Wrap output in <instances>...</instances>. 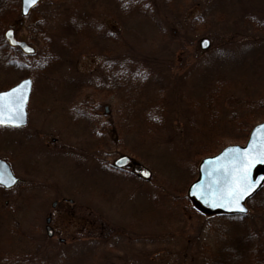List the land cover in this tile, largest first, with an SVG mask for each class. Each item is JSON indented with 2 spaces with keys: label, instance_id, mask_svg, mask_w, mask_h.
Here are the masks:
<instances>
[{
  "label": "rangeland",
  "instance_id": "obj_1",
  "mask_svg": "<svg viewBox=\"0 0 264 264\" xmlns=\"http://www.w3.org/2000/svg\"><path fill=\"white\" fill-rule=\"evenodd\" d=\"M76 1L42 0L0 34L14 29L59 56L40 74L14 52L8 66L0 50V91L33 80L27 125L0 126V159L19 178L0 185V264H229L220 250L240 252L239 237L264 233L252 208L264 185L245 220H207L187 192L203 140L215 154L244 145L235 122L254 103L247 129L264 121V0H155L156 17ZM80 11L100 30L74 36L71 51L61 27ZM126 56L150 72L144 89L120 80ZM158 99L164 125L148 120ZM123 156L129 164L115 168Z\"/></svg>",
  "mask_w": 264,
  "mask_h": 264
},
{
  "label": "trees",
  "instance_id": "obj_2",
  "mask_svg": "<svg viewBox=\"0 0 264 264\" xmlns=\"http://www.w3.org/2000/svg\"><path fill=\"white\" fill-rule=\"evenodd\" d=\"M107 1V0H106ZM111 1V0H110ZM109 1V2H110ZM116 2L118 10L123 12L125 15L129 16L133 13H142L146 16H153L156 17L159 12L155 9V0H114ZM82 2V3H79ZM87 3V0H78L75 3V7L79 5H84ZM82 14H80L79 17L77 16H70L67 18L64 22V24L61 27V32L66 37V41H69L70 48L68 47V50H71V45L73 43V37H81L85 39H90L93 37V35L98 34V30L100 28H96V25L93 21L87 18L85 12L80 11ZM23 18L20 15L19 10V0H0V34H3V27H8L10 23H13L18 19ZM112 38V37H111ZM0 50L3 51L4 58L2 60L8 64V66L17 64L16 62L12 61L11 58V52L16 53L18 56H23L28 59H30L34 63V67L36 72L42 74L43 72H46L47 70H51V68L59 62V56L56 55L55 49L51 48V45L46 44L43 48V54L37 50L36 54L33 55H25L19 48H13L11 47L5 36L2 35L0 37ZM72 51V50H71ZM110 52V51H109ZM142 57V56H141ZM144 58V57H142ZM1 63V62H0ZM106 70H102V73L107 74L106 78H109L112 73V67L109 63V59L106 62ZM119 66V72L118 75H120V80H125L128 84L138 85V87L145 88V86L149 82V71L145 69V66L143 65H137V57L135 59H132L129 56H126L123 60H121ZM217 85H219L218 91L221 93L225 89L222 88L221 82H217ZM220 94L215 96L216 99H219ZM154 105V106H153ZM251 108L248 109V113L244 117H239L238 120L235 122L236 129L239 134L243 138L239 139V141L247 140V137L250 134L249 125L253 122V114L252 108L254 109L256 106V103L251 104ZM264 107V104L262 105V108ZM151 112L148 116V120L155 122L156 124L160 123L161 125H164L166 122V115L168 114V108H167V102L163 103V101H160L158 99L154 104L150 106ZM251 115V116H250ZM246 138V139H244ZM206 140H203V143L200 145V147H197L196 155L206 157L208 155H211L212 153L215 154V148L209 147L208 149H203L204 144L206 143ZM205 148V147H204ZM128 177V176H127ZM261 191L258 193L259 202L253 204V213L256 217L262 219V223L258 227H264V198L262 199L260 197ZM255 196V197H256ZM252 198L248 203L250 204L251 201H253L256 198ZM199 212V211H197ZM207 220L211 218H229L233 220H245L247 219V215H212V216H206ZM263 229V228H262ZM261 229L258 230V232H255L253 235H244L242 237L238 238V241H236L240 247V252L237 251V248H234V246H231V248H226L224 250H220L218 252V255L221 253H224L229 255L228 262L229 264H264V233L259 235ZM223 251V252H222ZM244 254V255H243ZM217 255V256H218Z\"/></svg>",
  "mask_w": 264,
  "mask_h": 264
},
{
  "label": "water",
  "instance_id": "obj_3",
  "mask_svg": "<svg viewBox=\"0 0 264 264\" xmlns=\"http://www.w3.org/2000/svg\"><path fill=\"white\" fill-rule=\"evenodd\" d=\"M36 3L27 8L25 12L24 0H21V14L28 16L31 11L40 3ZM8 42L12 46H19L25 53L34 54L35 48L26 41H19L14 38V31L9 30L6 33ZM15 41V43L13 42ZM208 43L205 44L204 42ZM200 45L203 49L210 47L208 39H202ZM25 81L29 82L25 85ZM15 90V91H13ZM32 91V79L26 78L8 90L1 91L0 94V125L21 127L27 123V106ZM264 121L255 125L246 144L229 145L214 156L204 158L199 165L198 178L188 188V197L194 206L205 214H247L249 209L246 205L247 200L257 193L262 187L261 178L264 177ZM128 157H122L116 161V166L126 165ZM248 167V177L250 181L258 182L250 195L241 200V205L246 209L245 212L236 210L228 202V192L230 185L236 178L238 171ZM145 174V173H144ZM150 172H148L149 176ZM0 179L4 184L15 186L19 179L14 176L10 166L0 160ZM6 187V186H5ZM8 187V188H11ZM51 235V229L48 227Z\"/></svg>",
  "mask_w": 264,
  "mask_h": 264
},
{
  "label": "snow or ice",
  "instance_id": "obj_4",
  "mask_svg": "<svg viewBox=\"0 0 264 264\" xmlns=\"http://www.w3.org/2000/svg\"><path fill=\"white\" fill-rule=\"evenodd\" d=\"M24 3L26 5L25 12H27V8L34 5L36 3V0H24ZM15 43V41H13ZM205 44L208 42L205 41ZM25 85L29 82L25 81ZM15 91V90H13ZM2 95V94H0ZM261 157H264V153H261ZM251 164H247L246 167L241 168L238 171V174L232 184L230 185V190L228 192V202L231 204L236 210L240 212H245L246 209L242 207L241 200H243L246 196L250 195V193L254 190V187L257 185L258 182L256 181H250L248 177V167H250ZM145 175H148V173H145ZM261 181L264 182V177L261 178ZM13 180L11 183L5 184L6 187H11V184L14 183ZM0 184H4L3 180L0 179Z\"/></svg>",
  "mask_w": 264,
  "mask_h": 264
},
{
  "label": "flooded vegetation",
  "instance_id": "obj_5",
  "mask_svg": "<svg viewBox=\"0 0 264 264\" xmlns=\"http://www.w3.org/2000/svg\"><path fill=\"white\" fill-rule=\"evenodd\" d=\"M30 116V115H29ZM136 172V171H135ZM137 173V172H136ZM57 206V205H56ZM50 222H52L51 220H50ZM51 224V223H50ZM53 229V228H52ZM53 231H54V236H55V233H56V231H55V229H53ZM62 243L64 242L63 240L61 241Z\"/></svg>",
  "mask_w": 264,
  "mask_h": 264
}]
</instances>
